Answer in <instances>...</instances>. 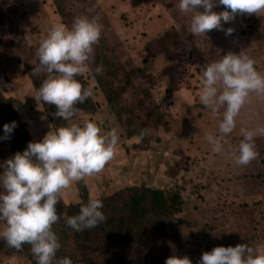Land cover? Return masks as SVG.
I'll return each instance as SVG.
<instances>
[{"label": "rangeland", "instance_id": "rangeland-1", "mask_svg": "<svg viewBox=\"0 0 264 264\" xmlns=\"http://www.w3.org/2000/svg\"><path fill=\"white\" fill-rule=\"evenodd\" d=\"M2 2L8 3L6 9ZM177 3L0 0V91L12 100L32 139L39 141L65 126L68 121L54 117V105L34 98L47 76L32 72L36 50L53 24L70 26L78 16L94 19L101 36L93 46L89 71L77 77L93 96L77 105L80 112L72 122L95 121L105 131L116 127L120 139L114 157L82 181L92 198L114 197L133 186L182 197L179 213L149 215L135 234L138 241L117 242L114 251L135 264H164L171 255L187 256L196 264L203 252L238 243L264 253V135L254 137L259 155L248 165H235L230 155L242 139L241 127H264V96L249 94L219 153L212 152L206 136L217 134L223 109L212 116L198 100L201 68L229 51L253 59L264 76V11L237 14L223 24L234 29L229 36L213 29L194 37L187 31L191 14L180 12ZM223 10V5L212 9ZM97 66L102 68L99 74ZM141 130H146L143 138ZM79 182L63 191L66 204L81 201ZM56 237L57 259L73 254L72 264H80L74 234L65 229ZM110 247L107 243L104 249ZM95 259L97 264H120L105 256ZM0 264L36 261L29 245L16 250L0 240Z\"/></svg>", "mask_w": 264, "mask_h": 264}, {"label": "clouds", "instance_id": "clouds-1", "mask_svg": "<svg viewBox=\"0 0 264 264\" xmlns=\"http://www.w3.org/2000/svg\"><path fill=\"white\" fill-rule=\"evenodd\" d=\"M223 5L220 12L214 6ZM180 12L191 14L187 31L194 37L216 29L225 36L234 29L223 24L237 14H258L264 11V0H178ZM101 36V25L94 19L78 16L70 26L55 23L39 42L38 63L33 74L45 72L35 100L54 105V117L68 123L47 132L39 141H29L22 151L0 163V240L5 246L20 250L29 245L36 264H72L69 257L57 259L60 248L52 226L60 219L76 232L91 229L106 217L99 198H89L79 207L78 214H57L56 205L63 191L75 183L102 170L110 161L119 143L116 127L105 131L95 121L72 122L79 114L78 104L93 96L91 88L82 87L77 79L89 71L88 62L94 45ZM255 61L243 52L231 51L201 68L199 103L216 116L222 108L217 134H208L207 143L214 153L222 151L229 134L236 127V117L250 93L264 96V76L254 68ZM101 66L95 68L99 74ZM16 121L3 125V136L9 138ZM242 139L231 150L235 165L246 166L257 159L254 137L264 135V127L239 130ZM146 130H141L143 138ZM164 264H192L187 256L171 255ZM196 264H264V253L254 252L244 243L235 246H215L201 254Z\"/></svg>", "mask_w": 264, "mask_h": 264}, {"label": "trees", "instance_id": "trees-1", "mask_svg": "<svg viewBox=\"0 0 264 264\" xmlns=\"http://www.w3.org/2000/svg\"><path fill=\"white\" fill-rule=\"evenodd\" d=\"M1 4L4 9H6L5 5L8 6L6 2ZM12 121H16L17 126L9 138L0 139V163L10 158L14 153L25 149L29 141H36L31 138L27 124L21 120L12 100L5 98L0 91V136H3V125ZM2 170L0 169V171ZM79 186L83 191L80 194L81 201L66 204L61 195L56 205L58 215L67 213L68 216H74L78 214L80 205L92 198L84 181H80ZM100 200L103 203L101 211L106 219L96 227L76 232L68 227L63 219L52 226L56 235L65 229L74 234L73 239L77 255L80 257V264H97L96 256L116 259V262L120 264H135L124 253L114 251L115 244L120 241L137 242L135 234L141 233L149 215L167 217L179 213L182 206L181 194L175 193L169 198L163 190L142 186L129 187L118 193L117 196ZM119 201L124 204L120 206ZM107 243H111V247L104 249ZM73 256L70 254L67 257L75 261ZM81 258L83 259L81 260Z\"/></svg>", "mask_w": 264, "mask_h": 264}]
</instances>
